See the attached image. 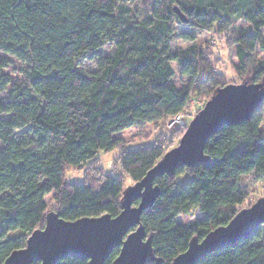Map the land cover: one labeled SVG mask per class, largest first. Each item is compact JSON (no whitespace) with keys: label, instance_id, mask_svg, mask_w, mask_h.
I'll return each mask as SVG.
<instances>
[{"label":"trees","instance_id":"1","mask_svg":"<svg viewBox=\"0 0 264 264\" xmlns=\"http://www.w3.org/2000/svg\"><path fill=\"white\" fill-rule=\"evenodd\" d=\"M179 26L223 37L225 48L234 50L241 83L264 81L257 58V51L264 53V0H0V115H7L0 118V264L25 247L49 211L69 221L117 215L128 187L124 178L130 185L142 179L178 145L186 125L171 126L135 149L117 134L148 123L170 128L183 112L191 120L217 88L235 84L216 71L207 42L171 49ZM1 53L25 64L23 81L11 82ZM85 61L92 62L89 68ZM173 63L189 77L186 85L174 83ZM197 77L212 87L209 94L195 92ZM263 105L210 135L202 160L153 180L160 194L140 214L153 248L144 264H171L192 237L200 240L247 206L250 194L238 179L255 173L264 182L255 116ZM116 148L115 175L107 174L99 153ZM79 169L82 183L66 181L69 170ZM48 194L51 206L44 201ZM191 207L202 217L178 221ZM119 251L113 248L104 264ZM87 263L65 256L55 264ZM195 264H264V223Z\"/></svg>","mask_w":264,"mask_h":264},{"label":"water","instance_id":"2","mask_svg":"<svg viewBox=\"0 0 264 264\" xmlns=\"http://www.w3.org/2000/svg\"><path fill=\"white\" fill-rule=\"evenodd\" d=\"M181 18L185 21L183 15ZM263 101L264 81L230 83L217 88L191 118L178 145L163 154L142 179L126 188L117 215L102 214L69 221L49 211L43 227L32 231L25 247L11 251L2 264H55L65 256L85 258L87 264H104L116 246L120 251L111 264H144L153 248L140 223V214L160 194L153 180L202 160L204 143L210 135L224 125L249 118ZM135 201L138 202L134 204ZM263 223L264 195L200 240L192 237L187 248L174 257L171 264H195L205 255L245 238Z\"/></svg>","mask_w":264,"mask_h":264},{"label":"rangeland","instance_id":"3","mask_svg":"<svg viewBox=\"0 0 264 264\" xmlns=\"http://www.w3.org/2000/svg\"><path fill=\"white\" fill-rule=\"evenodd\" d=\"M184 33H187V35L190 34L191 36H193V39H189L187 35L184 36ZM206 42L208 43L212 51L211 56L217 66L216 71L224 73L226 77L229 80H233L235 84H240L242 81L236 76L233 69V64L236 61L234 50L228 51L224 46V38L215 36L212 31H203L196 28L179 26L177 33L172 39L171 49L175 51L180 48H186L191 44L200 45ZM1 57L6 58L9 61V63L4 69V72L9 75L11 82L23 81V68L25 67V64L9 54L1 53ZM257 58L261 63H264V53L262 51H257ZM91 64V61H85L82 63V65H84V68H89ZM172 66L176 73L174 83L177 86L186 85L189 82V77L181 76L178 73V67L174 63L172 64ZM193 87L195 92H199L204 95L209 94L212 91V87L199 77L195 79ZM3 96H5L4 93H0V97ZM198 101L200 102V99H198ZM198 106L199 105L195 107ZM255 116L260 122L259 130L262 132L263 135L261 145L264 146V105L262 109L258 113H256ZM0 118H7V115H0ZM164 126L165 125L160 124L159 127L156 128L153 124L148 123L142 127H131L124 129L117 135L125 139L126 147L128 149H135L141 146L153 144L157 133H169L174 128H164ZM119 152V149L116 148L108 152L99 153L98 161L99 164L104 168L105 173L115 175V172L112 171L113 160ZM83 171L84 169H79L76 171L69 170L66 174V181L79 184L82 183ZM124 182L125 186H129L131 184V180L129 178H124ZM238 184L242 190H246L250 194V198L247 201V206L251 205L254 202V199L264 192L262 187V185H264V182L258 180L255 173H250L239 177ZM44 201L49 206H51V194L46 195L44 197ZM201 217L202 215L198 211V209L196 207H191L188 213L179 216L177 220L185 224H189Z\"/></svg>","mask_w":264,"mask_h":264},{"label":"built area","instance_id":"4","mask_svg":"<svg viewBox=\"0 0 264 264\" xmlns=\"http://www.w3.org/2000/svg\"><path fill=\"white\" fill-rule=\"evenodd\" d=\"M189 117L190 115L188 113H179L177 114L168 124L167 126L168 127H171V126H183V125H186L188 124L189 122ZM263 190H264V186H263Z\"/></svg>","mask_w":264,"mask_h":264}]
</instances>
